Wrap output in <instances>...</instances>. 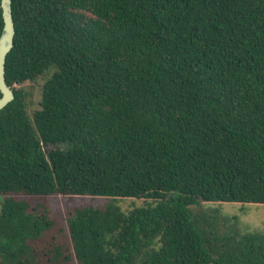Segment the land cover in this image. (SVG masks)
Returning a JSON list of instances; mask_svg holds the SVG:
<instances>
[{"label": "trees", "instance_id": "1", "mask_svg": "<svg viewBox=\"0 0 264 264\" xmlns=\"http://www.w3.org/2000/svg\"><path fill=\"white\" fill-rule=\"evenodd\" d=\"M11 11L0 264H264V230L202 205L264 204V0H11ZM45 73L29 115L15 85ZM53 194L110 200L72 209L63 229L44 202L12 196ZM125 197L154 204L123 211Z\"/></svg>", "mask_w": 264, "mask_h": 264}, {"label": "rangeland", "instance_id": "2", "mask_svg": "<svg viewBox=\"0 0 264 264\" xmlns=\"http://www.w3.org/2000/svg\"><path fill=\"white\" fill-rule=\"evenodd\" d=\"M48 74L39 76L34 81H25L15 87H22L25 91L27 112L29 115L38 108L41 94V87ZM54 148L52 145L46 146V149ZM17 199H24L34 204L35 202H44L48 206L49 216L55 220L56 228L63 229L67 227V214L76 207L92 205L101 206L110 200L107 196L101 195H61L53 194L47 197H34L29 195H12ZM6 196L0 194V205ZM116 204L123 210L141 207L143 205H153V200L145 198L125 197L117 198ZM203 206H213L220 208L224 213L235 214L238 216L241 224L246 229L264 230V204L238 203V202H203ZM61 241H68L66 230L59 234ZM36 245V243H35ZM41 247V242L37 244Z\"/></svg>", "mask_w": 264, "mask_h": 264}, {"label": "water", "instance_id": "3", "mask_svg": "<svg viewBox=\"0 0 264 264\" xmlns=\"http://www.w3.org/2000/svg\"><path fill=\"white\" fill-rule=\"evenodd\" d=\"M3 26L0 33V110L14 98L13 89L9 86L4 77V64L7 53L13 46L14 22L11 11V0H0ZM45 152H47L44 146Z\"/></svg>", "mask_w": 264, "mask_h": 264}]
</instances>
